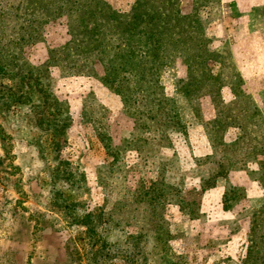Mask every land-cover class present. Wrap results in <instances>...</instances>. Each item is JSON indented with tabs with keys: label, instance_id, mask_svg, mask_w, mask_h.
<instances>
[{
	"label": "rangeland",
	"instance_id": "rangeland-1",
	"mask_svg": "<svg viewBox=\"0 0 264 264\" xmlns=\"http://www.w3.org/2000/svg\"><path fill=\"white\" fill-rule=\"evenodd\" d=\"M137 1L0 0V264H264V0Z\"/></svg>",
	"mask_w": 264,
	"mask_h": 264
},
{
	"label": "trees",
	"instance_id": "trees-1",
	"mask_svg": "<svg viewBox=\"0 0 264 264\" xmlns=\"http://www.w3.org/2000/svg\"><path fill=\"white\" fill-rule=\"evenodd\" d=\"M155 5L156 2L153 0H138L130 9V11L137 10V12L123 16L125 23H120L122 28L119 31L122 35L127 36L129 42L138 40L145 46L150 63L162 61L166 55L179 51L182 43L185 44L191 40V36L186 35L190 34V31L181 30V26L175 25L183 23L179 19V15L164 11L163 3L160 8L153 9ZM151 10L155 11L151 12ZM170 29L175 32L173 38L168 36ZM199 41L200 39L197 40L198 43ZM184 53L182 51V54Z\"/></svg>",
	"mask_w": 264,
	"mask_h": 264
}]
</instances>
